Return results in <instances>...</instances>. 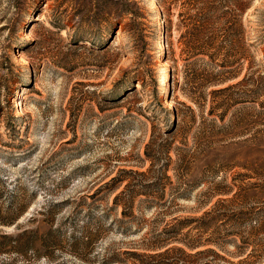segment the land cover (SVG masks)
<instances>
[{"label":"rangeland","instance_id":"1","mask_svg":"<svg viewBox=\"0 0 264 264\" xmlns=\"http://www.w3.org/2000/svg\"><path fill=\"white\" fill-rule=\"evenodd\" d=\"M145 3L156 9L155 0ZM77 7L74 0H0V220L9 222L26 207L16 225L26 230L27 237L38 228L48 242L56 229L62 231V242L54 251L58 259L51 264H104L102 260L111 257L116 262L109 264H148V247L174 231L176 239L209 242L208 247L223 257L215 264H264V154L252 167H245L251 160H246L239 144L218 158L222 161H213L210 166L215 168L222 162L227 165L222 185L235 187L222 197L225 202L202 216L219 198L205 207L204 193L212 185H221V180L208 183L207 162L194 161L193 150L180 148L193 147L194 136L205 142L211 118L208 107L201 113L185 97L190 93L183 84L182 64L172 61L179 58L174 28L166 35L159 32L160 12L148 22L145 57L155 65L150 67L157 73L158 93L150 87L142 90L138 83L136 92H129L133 98L110 103L104 99L113 98L110 92L120 77L148 59L141 58L121 34L97 48L101 39L82 36L86 30L96 32L95 28L74 27ZM52 21L66 28L58 30ZM244 23L251 41L264 50V0L253 1ZM256 55L264 63V51L257 50ZM163 79L166 85L160 87ZM261 83L264 90V79L256 86ZM169 88L174 101L168 98ZM167 101L176 103L182 118L161 114ZM261 102L264 95L258 99L259 107ZM183 104L193 110L194 122ZM259 107L236 115L248 114V121H260ZM259 129L255 125L253 132ZM235 132L239 142L251 137ZM151 150H169L158 161L170 168L167 178L148 174L145 152ZM260 164L255 174L248 169ZM185 165L188 168L183 169ZM115 176L121 182L96 192ZM155 182L165 186L161 198L148 196V192L161 194L148 187ZM127 183L131 187L115 205L113 197ZM113 186L116 190L109 192ZM182 192L188 199L179 195ZM49 211L54 213L52 226L42 222L45 217L39 214ZM89 216L92 225H87ZM0 230V248L8 244L3 236L19 233L13 226H0ZM85 232L98 238L90 247H80L79 252L87 255L82 262L67 252L72 250V237L80 238ZM36 248L27 250L28 262L11 254L0 256V264L13 259L17 264H45L33 257Z\"/></svg>","mask_w":264,"mask_h":264},{"label":"trees","instance_id":"2","mask_svg":"<svg viewBox=\"0 0 264 264\" xmlns=\"http://www.w3.org/2000/svg\"><path fill=\"white\" fill-rule=\"evenodd\" d=\"M253 1L155 0L156 9L150 10L147 3L142 4L145 0H74L75 4L78 5L74 10L72 19L74 27L95 28L96 32L86 30L82 32V36L93 38L95 41L102 40L101 44L97 45L98 47L91 44L93 48L106 47L115 35L121 34L128 41L127 43L139 53L141 58L148 59V57H145V51L148 46L146 38L150 30L149 19L160 12L162 25L159 32L166 35L167 31L174 28L179 58L173 57L172 61L176 63L179 60L182 64L185 75L183 84L190 93L185 97L201 113L203 109L208 107L207 117L211 118L209 128L206 130L208 136L205 142L194 136L193 147L190 148L184 145L180 148L186 151L193 150L190 156H193L194 161L204 160L207 162L206 173L211 179L206 180L208 183H212L211 181L216 178L221 180V183H219L221 185H212L204 193L205 198L201 203L205 207L212 202L214 197L219 198L208 210L203 212L202 216H208L218 204L225 202L227 199L222 197L230 195L232 193L231 189L235 187L234 184H231L232 187L222 185L225 182L223 178H225L227 167L225 162L220 163L221 166L216 168L210 166V164L215 160H221L218 158H224V154L230 148L239 144H242L243 155L246 160H251L249 165L245 167H252L256 164L255 160L259 162V155L264 154V117L262 116V114L264 115V102L260 103V107L258 104V99L264 95L263 83L260 84L261 87L256 86L259 80L264 79V63L257 59L256 51L264 50L260 48L256 41H251L244 23L245 14ZM51 26L58 28V30L66 28V26L60 25V22L56 21H52ZM101 28H104V30L99 32ZM151 34L154 33L151 32ZM167 55L168 51H164L163 56L165 59H167ZM171 55L174 56L175 53L171 51ZM150 66L155 65L149 59L148 61H138L135 70H132L128 75L124 73L117 81L115 90L110 92L113 98H105L104 100L117 104L133 98L129 92H136L134 86L138 83L142 90L150 87L155 93H158L157 73ZM143 67L144 70L140 71ZM168 90V98L171 101L173 100V90L170 88ZM150 97H154V95L150 94ZM172 105L171 110L167 112L161 108V114L174 119L182 118L176 108V103L173 102ZM183 106L191 112V118L194 122L191 107L185 104ZM253 106L259 107L257 117L260 118V121H248V114L240 117L236 115L251 109ZM1 117L2 113L0 112ZM255 125H259L260 129L253 132ZM237 129L239 130V136L248 135L251 136L250 139L243 142L236 141L234 138L238 137V133L235 132ZM168 152L169 150L165 152L157 150L145 152L149 162L148 174L156 173L161 178H167L166 172L170 168L165 164L159 165L158 161L162 153L166 156ZM261 167L262 164L257 168L248 169L255 174ZM185 168H188V166L185 165L183 169ZM249 177L255 178L257 175L250 174ZM118 181L121 182L115 176L108 182L100 184L96 192H100L106 187H110V184ZM199 183L193 186H198L202 182ZM130 187V183L125 184L123 191L113 197L115 205H117L120 196ZM148 187L161 191L160 195L156 194L158 196H154L155 192H148V196L162 197L164 184L158 185L155 182L150 183ZM115 190L116 187L113 186L109 189V192L113 193ZM179 195L188 199L186 192ZM53 206L58 207L56 204ZM25 210L26 207L20 210L9 222L0 220V226H13L16 232L19 231L15 236H3V239L8 240V244L0 248V256L13 254L21 258L22 261L28 262L27 250L37 247L33 256L36 260H43L45 264L57 261L58 258H56L54 251L62 242L60 239L63 234L62 231L56 229L54 231L55 235L52 236L53 240L48 242H45V239L39 235L38 228L31 230L27 237L26 230H22L21 225H16L18 218L24 214ZM39 214L45 217L42 222L50 226L55 224L52 217L54 213L49 211V213L40 212ZM93 223V218L89 216L87 225ZM85 233H81V237L77 239L72 237V244L69 246L72 250L67 252L73 258L82 262L87 259V255L79 252L80 247L83 245L90 247L92 242L98 238L96 234ZM175 233L177 234L176 231L171 232L169 238H164L161 243L148 247V264H215L216 259H223L214 248L208 247L209 242L200 243L195 241L189 243L184 239L173 238ZM39 241L41 244H39ZM186 249L191 252H187ZM174 253H178L179 256L174 257ZM62 258L63 256L60 260ZM102 261L104 264L116 262L115 258L112 257ZM6 264H17V262L16 259H13Z\"/></svg>","mask_w":264,"mask_h":264},{"label":"bare ground","instance_id":"3","mask_svg":"<svg viewBox=\"0 0 264 264\" xmlns=\"http://www.w3.org/2000/svg\"><path fill=\"white\" fill-rule=\"evenodd\" d=\"M152 9L154 10L155 9V5H153ZM159 28V27H158ZM164 74L166 76V70L164 71ZM166 85L165 83V80L163 79L161 82H160V87H164ZM172 103L170 101H167L166 103V106H165V110H170L172 108Z\"/></svg>","mask_w":264,"mask_h":264}]
</instances>
